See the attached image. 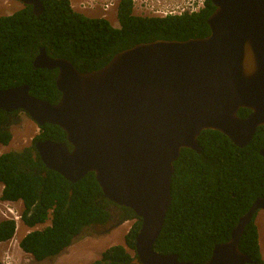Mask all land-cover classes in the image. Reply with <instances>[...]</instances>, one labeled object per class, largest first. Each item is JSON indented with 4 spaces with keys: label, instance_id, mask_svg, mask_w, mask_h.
Masks as SVG:
<instances>
[{
    "label": "water",
    "instance_id": "water-1",
    "mask_svg": "<svg viewBox=\"0 0 264 264\" xmlns=\"http://www.w3.org/2000/svg\"><path fill=\"white\" fill-rule=\"evenodd\" d=\"M13 1L32 7L36 16L44 11L41 0ZM210 1L215 10L207 37L139 43L92 72L40 48L33 67L58 71L56 104L32 96L28 85L0 89V110L65 132L67 142L35 143L48 170L70 183L94 173L105 198L134 211L141 220L135 242L141 264H196L154 250L182 150L200 153L198 138L206 130L244 148L264 126V0ZM241 109L250 114L241 118ZM260 211L264 198L253 202L230 240L216 244L203 264L254 263L240 241ZM111 222L97 227L107 233L118 226Z\"/></svg>",
    "mask_w": 264,
    "mask_h": 264
},
{
    "label": "trees",
    "instance_id": "trees-1",
    "mask_svg": "<svg viewBox=\"0 0 264 264\" xmlns=\"http://www.w3.org/2000/svg\"><path fill=\"white\" fill-rule=\"evenodd\" d=\"M41 1L44 11L39 16L30 6L0 16V89L28 85L32 96L51 104L61 97L56 87L58 71L33 67L40 48L51 57L69 60L80 72H92L139 43L207 37V21L215 10L206 0L205 8L197 14L142 17L134 14L130 0H122L117 8L119 27H114L106 19L76 12L69 0ZM249 114L247 109L238 112L241 118ZM10 116L0 110V144L4 146L13 138L8 129ZM40 140L67 142V137L60 127L46 124L30 146L0 155L1 199L22 201V221L28 228L50 221L23 237L20 248L42 262L62 254L96 226L134 221L124 245L109 247L91 264H141L135 253L141 220L134 211L105 198L94 173L70 183L48 170L35 149ZM198 143L200 153L183 149L174 163L171 204L154 250L203 264L216 244L230 240L253 202L264 198V158L260 155L264 126L244 148L214 130L202 132ZM256 215L245 228L240 250L253 260L252 264H264ZM15 233L14 221L0 222V243L12 240Z\"/></svg>",
    "mask_w": 264,
    "mask_h": 264
},
{
    "label": "rangeland",
    "instance_id": "rangeland-1",
    "mask_svg": "<svg viewBox=\"0 0 264 264\" xmlns=\"http://www.w3.org/2000/svg\"><path fill=\"white\" fill-rule=\"evenodd\" d=\"M23 7L24 6L17 1L0 0V16L14 13ZM88 15L92 17H98L97 14ZM107 19L114 27H119L116 10L111 12ZM19 118L20 119L18 123H15L11 126L10 131L13 135V138L10 144L7 146L0 144V155L9 151L23 150L25 147L30 146L33 142V139L39 134L40 129L38 125L27 115H21ZM1 188L2 186L0 185V192ZM18 206L21 208L22 212V203L18 202ZM2 220L3 217L0 213V222ZM127 222L123 223L122 225H118L107 233H104L107 228H99L96 226L81 236L62 254L42 262H37L31 255L22 251L19 247V242L27 233L33 230L43 229L44 227L48 226L50 221L33 229L26 227L21 222L18 225L14 238L6 243H0V262L2 263L6 257H9L10 264H91L93 261L99 259L101 254L109 247L114 245H124L125 235L128 233L134 221ZM111 226L114 227L115 223L111 222ZM129 251L133 254L131 250Z\"/></svg>",
    "mask_w": 264,
    "mask_h": 264
},
{
    "label": "built area",
    "instance_id": "built-area-1",
    "mask_svg": "<svg viewBox=\"0 0 264 264\" xmlns=\"http://www.w3.org/2000/svg\"><path fill=\"white\" fill-rule=\"evenodd\" d=\"M71 7L82 13L90 15L97 14L98 17L107 19L108 15L117 10L122 0H70ZM136 15L168 18L192 15L201 12L206 6V0H130ZM92 17V16H91ZM0 192V213L3 220L21 221V208L16 201L1 199ZM18 227V226H17ZM9 257H6L2 264H10Z\"/></svg>",
    "mask_w": 264,
    "mask_h": 264
},
{
    "label": "crops",
    "instance_id": "crops-1",
    "mask_svg": "<svg viewBox=\"0 0 264 264\" xmlns=\"http://www.w3.org/2000/svg\"><path fill=\"white\" fill-rule=\"evenodd\" d=\"M264 213L263 211L258 212L256 216V225L259 232V243L261 248V255L264 258Z\"/></svg>",
    "mask_w": 264,
    "mask_h": 264
},
{
    "label": "clouds",
    "instance_id": "clouds-1",
    "mask_svg": "<svg viewBox=\"0 0 264 264\" xmlns=\"http://www.w3.org/2000/svg\"><path fill=\"white\" fill-rule=\"evenodd\" d=\"M6 1H8V0H6ZM10 1H13V0H10ZM70 1V0H69ZM70 3H71V1H70ZM73 9V8H72ZM76 12H79V11H77V10H75ZM117 11V10H116ZM133 12H134V10H133ZM79 13H82V12H79ZM82 14H84V15H86L87 17H91V16H89L87 13H82ZM134 14L136 15V13L134 12ZM197 14V13H196ZM137 16H139V15H137ZM142 17H145V16H142ZM91 18H100V17H91ZM169 18V17H168ZM163 19V18H162ZM106 20H108V19H106ZM109 21V20H108ZM110 22V21H109ZM111 23V22H110ZM2 186V185H1ZM2 188H3V186H2ZM1 188V193H2V191H3V189ZM2 197V196H1ZM16 202H19V203H22V201H16ZM22 205H23V203H22ZM23 207V206H22ZM23 209H24V207H23ZM22 213H23V210H22ZM258 214V213H257ZM257 216V215H256ZM15 222V221H14ZM23 223V221H22V214H21V221L18 223V225L20 224V223ZM15 224H16V222H15ZM17 224H16V232H17V226H18ZM30 233V232H29ZM16 234V233H15ZM28 234V233H27ZM26 234V235H27ZM25 235V236H26ZM24 236V237H25ZM23 238V237H22ZM21 241V240H20ZM20 243V242H19ZM19 247H20V245H19ZM22 250V249H21ZM23 251V250H22ZM28 254V253H27ZM30 255V254H29Z\"/></svg>",
    "mask_w": 264,
    "mask_h": 264
},
{
    "label": "flooded vegetation",
    "instance_id": "flooded-vegetation-1",
    "mask_svg": "<svg viewBox=\"0 0 264 264\" xmlns=\"http://www.w3.org/2000/svg\"><path fill=\"white\" fill-rule=\"evenodd\" d=\"M9 114H11V116H10V119H11V122H10V125L12 124V123H15V122H17V121H19V117L21 116V115H25L24 113H20L19 111H16V112H12V113H9ZM10 125H8V126H10ZM11 129V128H10ZM40 129V128H39Z\"/></svg>",
    "mask_w": 264,
    "mask_h": 264
},
{
    "label": "bare ground",
    "instance_id": "bare-ground-1",
    "mask_svg": "<svg viewBox=\"0 0 264 264\" xmlns=\"http://www.w3.org/2000/svg\"><path fill=\"white\" fill-rule=\"evenodd\" d=\"M127 223H129V222H127ZM125 225H126V224H125ZM125 225H123V226H125ZM123 226H122V227H123Z\"/></svg>",
    "mask_w": 264,
    "mask_h": 264
}]
</instances>
